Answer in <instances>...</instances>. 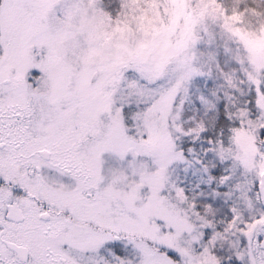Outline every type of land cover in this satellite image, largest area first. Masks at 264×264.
Segmentation results:
<instances>
[{"label": "snow or ice", "instance_id": "obj_1", "mask_svg": "<svg viewBox=\"0 0 264 264\" xmlns=\"http://www.w3.org/2000/svg\"><path fill=\"white\" fill-rule=\"evenodd\" d=\"M0 264H264V0H0Z\"/></svg>", "mask_w": 264, "mask_h": 264}]
</instances>
